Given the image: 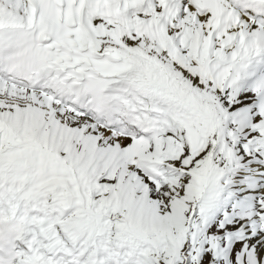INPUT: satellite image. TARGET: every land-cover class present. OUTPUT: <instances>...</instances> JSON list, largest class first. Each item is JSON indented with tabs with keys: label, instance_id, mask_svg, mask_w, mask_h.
<instances>
[{
	"label": "snow or ice",
	"instance_id": "snow-or-ice-1",
	"mask_svg": "<svg viewBox=\"0 0 264 264\" xmlns=\"http://www.w3.org/2000/svg\"><path fill=\"white\" fill-rule=\"evenodd\" d=\"M0 264H264V0H0Z\"/></svg>",
	"mask_w": 264,
	"mask_h": 264
}]
</instances>
